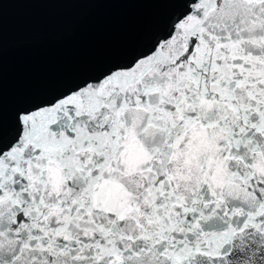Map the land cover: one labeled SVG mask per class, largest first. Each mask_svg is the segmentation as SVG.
Returning <instances> with one entry per match:
<instances>
[{"label":"snow or ice","instance_id":"6c2138e0","mask_svg":"<svg viewBox=\"0 0 264 264\" xmlns=\"http://www.w3.org/2000/svg\"><path fill=\"white\" fill-rule=\"evenodd\" d=\"M153 2L143 48L0 113V264H264V0Z\"/></svg>","mask_w":264,"mask_h":264},{"label":"water","instance_id":"95a60500","mask_svg":"<svg viewBox=\"0 0 264 264\" xmlns=\"http://www.w3.org/2000/svg\"><path fill=\"white\" fill-rule=\"evenodd\" d=\"M178 6L153 0H5L0 113L5 137L22 104L49 98L126 59Z\"/></svg>","mask_w":264,"mask_h":264}]
</instances>
